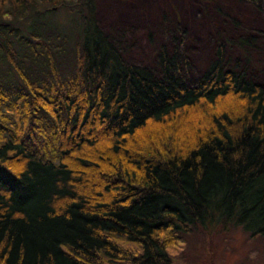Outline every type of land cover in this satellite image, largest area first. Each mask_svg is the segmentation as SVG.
Here are the masks:
<instances>
[{
    "label": "trees",
    "instance_id": "trees-1",
    "mask_svg": "<svg viewBox=\"0 0 264 264\" xmlns=\"http://www.w3.org/2000/svg\"><path fill=\"white\" fill-rule=\"evenodd\" d=\"M99 4L0 0V264H173L198 228L264 240V30L231 17L189 82L177 18L139 54Z\"/></svg>",
    "mask_w": 264,
    "mask_h": 264
},
{
    "label": "rangeland",
    "instance_id": "rangeland-1",
    "mask_svg": "<svg viewBox=\"0 0 264 264\" xmlns=\"http://www.w3.org/2000/svg\"><path fill=\"white\" fill-rule=\"evenodd\" d=\"M99 1L101 26L108 29L119 23L128 30L131 38L135 36L132 50L139 54L151 53L147 39L150 28L157 43L166 42L157 27L163 13L177 18L188 30V41L183 50L193 61L189 82L197 81L213 58L217 30L225 28L231 17L239 16L246 26L264 30V0L254 5L242 0ZM260 62L259 69L264 72V57ZM258 82L264 85V73ZM173 255V264H264V240L250 238L240 227L210 232L198 228L195 234L180 240Z\"/></svg>",
    "mask_w": 264,
    "mask_h": 264
}]
</instances>
